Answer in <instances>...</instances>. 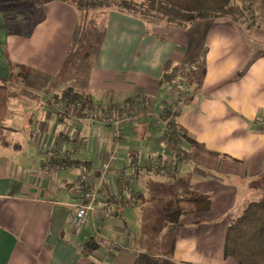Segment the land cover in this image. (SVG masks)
<instances>
[{
  "label": "crops",
  "instance_id": "1",
  "mask_svg": "<svg viewBox=\"0 0 264 264\" xmlns=\"http://www.w3.org/2000/svg\"><path fill=\"white\" fill-rule=\"evenodd\" d=\"M74 9L59 1L48 3L44 7L45 20L36 25L28 37L20 36L18 32L9 34L3 27L4 20L0 13V75L9 78L11 57L13 66L31 70L30 77L40 81L49 80L48 88L41 91L46 102L30 104L34 106L31 113L33 117L30 119L33 120L35 114L37 117L35 123H31L33 127L28 128L24 134L27 142L21 143L22 140L20 142L17 139L12 145L5 146L0 140V264H138L137 257L140 254L161 259L163 264H181L178 260L182 257L190 262L187 264H197V248L195 251L191 245L183 243L181 236L186 230L194 234L198 231L197 227H200L203 229L201 234L211 237L210 220L218 218L225 211V202L222 200L221 205L216 206L213 198L212 207L206 212H194L191 207L186 208L185 203H181L184 212L179 218L180 225H174L167 218L166 227L176 233L170 250L166 251L167 257L160 253H147L143 246L132 249L135 244L128 238L133 235L128 226L125 224L126 228H122L117 223L111 224L110 214L118 216L126 212L124 209L121 214H117L115 205L104 213L89 211L87 226L79 233L74 229L71 218L76 211L74 203L81 200L76 188L82 171L88 168L101 174L104 162L111 161L112 167L107 173L114 171L120 175L115 177L113 174H106L102 191L118 200L116 203L119 206L131 197V207L133 204L149 202L145 193L136 189L130 180L139 178L146 169L152 171V165L148 160L141 161L138 154L130 157L135 152L131 145L122 148L117 140L118 145L115 147L109 129L99 133L92 130L89 137L87 134L93 129V124L86 116L80 119L60 116L58 107L63 102L60 100L61 94L67 89L85 91L94 103L100 107L105 106L116 114L122 113L120 105L126 109L131 106L132 111H138L141 102L128 95L134 93L135 89L147 92L151 90V85H163L164 73L182 59L181 48L175 40L178 30L170 29L162 36L157 31L151 32L148 24L139 16L112 10L108 16L102 45L92 57V71L86 73L78 69L70 74L66 83L53 86V80L60 75L55 70L53 58L56 53L61 57L57 48L64 45L68 48L79 32L78 14ZM236 25L224 21L207 24L202 28V35L206 36L208 30L207 40L212 43L208 44L211 45L207 55L208 65L211 66L213 60H217L216 65L219 66L207 69L202 85L193 92L195 96L183 107L184 109L186 106L189 110V122L182 118L186 112L180 114L185 136L180 134L177 137L173 134L177 140L172 139L173 137L170 139L172 149L179 159H184L187 142L191 145L189 149L193 150L194 157L198 159L206 158L210 150L208 146L213 144L218 150L213 157L218 159L222 173L223 164H229L230 161L241 162L238 157L242 154L249 159L254 157L255 161L250 159L252 169L254 166L258 168L255 170L264 167V153L260 158L256 154L264 146V132L258 134L254 131L249 135L245 131L246 122L255 124L260 110H264V55L258 59L252 55L254 51ZM11 42L10 57H7L4 45ZM97 72H100L101 77H96ZM108 74L119 77L108 78ZM124 75L129 78L122 77ZM23 103L24 101L19 104L18 110L23 108ZM149 104L150 101L145 99L144 105L147 107ZM166 107L162 106L157 114L164 123L161 112ZM141 115L139 113L138 116ZM19 116L20 112L12 110L11 120ZM11 120H8L7 128L18 134L19 127L16 123L11 124ZM22 120V124H25V118ZM116 129V132L120 130ZM251 136L259 137L262 143L247 144ZM193 138L200 141L194 142ZM120 140L123 143V137ZM205 142L209 145L206 146ZM178 146L184 149L182 153L177 152ZM28 151L36 153L30 167L26 165L25 156ZM53 156L61 158L65 164L54 174H45L44 166L51 162ZM128 158L133 160L128 163ZM118 162L124 167H134V172L126 174V170L119 166L114 170ZM208 163H213L210 157ZM177 164L181 168L183 160ZM98 177L93 181L95 184ZM187 180L180 178L179 183L182 182L190 190L208 194L209 189H212L210 187L216 182V179L210 177L194 189ZM176 194H172L173 199ZM170 201L173 200H167L163 208L165 216ZM191 226L196 227L189 228ZM87 229L93 230L91 237L85 232ZM101 244L107 249L104 256L95 250ZM208 247L210 245L206 246ZM210 249L204 251L206 255L209 254L207 258L211 257ZM222 256L228 261L223 254ZM211 261L205 264H213Z\"/></svg>",
  "mask_w": 264,
  "mask_h": 264
},
{
  "label": "rangeland",
  "instance_id": "2",
  "mask_svg": "<svg viewBox=\"0 0 264 264\" xmlns=\"http://www.w3.org/2000/svg\"><path fill=\"white\" fill-rule=\"evenodd\" d=\"M235 4H237L238 10L240 11L239 13H237V16H239L237 21H239V23H237L236 26L239 27V31L244 33L250 48L254 51L252 55L258 59L262 57V55H264V0H237ZM109 13L110 11L107 10L100 11L94 14H88L89 17L88 15L82 16L80 33H78V35H75V37L72 39V45L69 44L68 48L65 45L61 48H57V50L61 53V57L59 53H56L53 58L56 65L55 70L60 72V75L53 80V86L66 83L67 78L71 77L70 74L78 69L83 70L86 73H90V71H92V57H94L93 54L98 49H100L102 45L104 36L107 31ZM161 23L162 25L164 24L163 21ZM259 27H261V29H259ZM168 30L170 29H168L167 26H164L157 28L156 31H159L160 34H164ZM12 31L14 33H17L19 31L18 25L14 24V26L12 27ZM182 31L183 32H180V30L177 31L175 40L181 48L180 51L182 53V57H185V69L187 72H189L190 65L187 66L186 64L187 62L192 61L191 65H193L194 71L193 73H190V75H192L196 81H201V83H203L204 78H206V74L204 73L205 66L207 69L211 66H219L216 65L217 60H213L211 66L208 65L207 55L210 50L209 46L212 45L211 41L207 40V35L209 32L207 30V33H205V47L203 46L205 42L204 38L202 37V35H200L203 33V31H200V27L198 25H196L194 27V30H192L191 32L184 30ZM198 37H200L199 41H197ZM193 42H195V45L192 48ZM210 43L211 45L208 46V44ZM11 47L12 42L10 44L5 43L4 45V51L7 57H10ZM9 60L10 66H13L11 57L9 58ZM20 70H23V72L27 73L31 72L29 68H16V72H20ZM90 76L92 77V73L90 74ZM126 76L127 75H124L122 77ZM96 77H101L100 72L96 73ZM107 77L117 78L119 76L115 74H108ZM96 80L98 81V79ZM119 81L121 82L122 80L119 79ZM176 81L178 84H180L179 78H177ZM48 82V79H46L45 81H40L32 76H27V78L25 79L21 78L20 83L14 84L10 82L7 77L0 75V85H9L11 87V90H13V96L9 103L11 111L16 110L17 112H20V116L18 118H14L11 120V117L9 116L6 119V127L3 130V134L0 133V136L4 137L5 140H8L9 144L12 145L13 141L15 142L17 141V139H19L18 141L20 142L22 140L21 143L27 142L25 141L26 139L24 140V134L28 128L33 127V124L31 123H35V118L37 117V114H35V118H33V120L30 119V117H33V114L31 113L33 112L34 108V106H31L30 104H34L37 101H41L43 103L46 102L44 96L41 94V91L48 88ZM197 83L191 84L190 80H186L184 84L179 86H172L166 83L158 86L151 85V90L147 92L143 91L142 89H135L134 93L129 94L128 96H133L136 101L139 100L141 102V104L139 105L141 110L139 109L138 111H136V109L132 111L131 106L127 105L129 107L126 109L122 107L123 105H120L119 107L122 108V113L116 114V112L114 113L113 110L110 111L109 108L102 106L101 115H115L116 117L114 118L117 119L123 118V115H125V113L128 116H126L125 120H122L119 126H108L107 124L101 123L91 125V123L90 125L93 129H91L87 135H89L90 137V133L92 132V130H95V132L99 133L102 131H108L109 129V131H111L112 141H114L115 147H117L119 142V146H121L122 144V148L127 145H131V148L135 152H133L130 157H135L138 154V157L139 159H141V161L148 160L152 165V171H148V169H146L139 178H135L134 181L130 180L131 184L134 185L136 189L141 190L145 193L146 200H149V202L144 204H133L129 208L126 207V212L124 213V215H109V218L112 220L111 224L117 223L118 226L122 228H126V224L132 231L133 235L128 236V238L132 241V244H135L132 249L143 246L147 253H160L161 256L167 257L166 251L170 250L176 233L173 231H169V228L166 227L168 219L165 214L162 213L163 208H165L166 201L173 200L172 194H176L178 193V191L183 190L179 183L180 178L188 179L187 181L189 185L195 189L196 186L202 185V181L209 180L210 177H212L214 178V180L216 179V182H214L212 187H210L212 188L209 189L210 194L213 196L214 200H216V206H218V204L221 205L220 200H222V202H225V205H223L225 211L220 214L218 218L215 217V219L210 220V225H212L209 227V230H212L210 231L212 232L211 237L207 234H201V231H203V229L197 227L198 231H195L194 234H192L191 231L182 230V232L185 231V233L181 236V240L183 241V243L189 244L188 246L191 245L193 250L196 251L197 248V255L199 256L197 264H205V262H208L209 260H212L213 264H234L232 260L228 259L227 261L222 256L227 227L231 217L234 219L239 217L240 215H242L244 209L251 201L259 200L264 196V167H260V170H255L257 167L254 166L252 169L250 166V159L253 162L255 161L254 157H250L249 159L247 155L242 154L240 155V157H238L241 159V162L235 163L233 161H230L229 164H223L222 170H224V173H222L218 166V159L216 157H213V155H216L215 152H218L217 148L213 144L212 146H208L209 144L206 142V146H208V149H210L209 153L206 154V158L198 159L197 157H194V152L192 149H189L191 145L188 142V147H186L185 145L186 151L185 156L183 157L184 159H179L178 156H176V152L172 149L173 143L170 141V139L172 138V133L169 132V127L167 125L168 122L166 121V119H164L165 123L162 122L157 117V114L161 111L160 109L162 106H167L166 108L172 109L173 112H176L178 109H180L181 111L179 113V116L177 115L175 123L177 130H179L178 127L181 113L184 114L186 112V118L185 116L182 118L189 122V118L187 117L189 110L186 108V106L184 109L183 107L184 105H187L188 98L191 99L195 96L193 92L200 88L201 84L198 85ZM32 88L34 89L35 93H33ZM182 93L183 95L186 93L188 94L183 102H181V98L183 96ZM150 98H154V100H151ZM145 99L150 101V104L147 107L146 105H144ZM172 99H174V101ZM60 100L63 102L59 105V110L61 106L65 104L64 99ZM23 101V108L18 110L19 104ZM166 108H163L161 113H163ZM139 113H142V115L138 116ZM60 115L69 116L64 113ZM22 118H25V124H22ZM9 119L11 120V124L16 123L18 125V134L10 131L7 128ZM246 124L247 129L245 131L248 132L249 135H251L254 131H257L258 134L264 132V110H260L258 121L255 124L253 122H246ZM183 125L184 124H182L181 121L179 134H183L185 136L184 130L182 129ZM116 127L118 129L120 128L121 131L119 130L117 131V133ZM73 128L75 127L73 126ZM186 132L188 133V131ZM168 133H170L171 135ZM120 137H123V143H121L122 140L119 141ZM193 139L195 140L194 142L200 141L197 138ZM117 140L118 143L116 142ZM250 143L260 145L262 141L259 139V137L256 138V136H251L249 137V142L247 141V144ZM9 144L5 146H9ZM176 149L177 152L182 153L184 151V149L179 148V146ZM263 153L264 146L260 147L256 154L260 158V155ZM35 155L36 153H29V151L27 152L25 156L27 159V167L31 166L33 159H35L32 157H34ZM119 156L120 155L118 154V157ZM209 157L213 160V163H208ZM115 160L117 159L115 158ZM132 160V158H128V163ZM182 160L184 165L179 168V166H177V162L179 161L181 163ZM104 163L109 164V169L110 167H112L111 161H107ZM118 166L124 168L126 170V174H131L135 170L134 167H124L123 164L119 162L118 165L114 167V170H116ZM159 168H161L160 171ZM189 173L190 175H188ZM106 174H113L115 177L120 175L119 173H114V171L108 173L106 172ZM184 206L186 208L191 207L189 203H185ZM201 215L204 216V213H202ZM195 227L196 226H191L189 228ZM85 232L88 233L90 237L93 235V230L91 229H87ZM82 238L83 237H81V239ZM209 245L210 247L208 248H211V257L207 258L209 254L206 255V252L204 251L208 249L206 248V246ZM203 248H205V250H203ZM95 250L97 253L103 256L107 252L106 247L102 244L96 247ZM158 261L160 262V264L164 263L161 259H158ZM178 262L181 264L190 263L189 261L183 259V257L182 259H179Z\"/></svg>",
  "mask_w": 264,
  "mask_h": 264
},
{
  "label": "trees",
  "instance_id": "3",
  "mask_svg": "<svg viewBox=\"0 0 264 264\" xmlns=\"http://www.w3.org/2000/svg\"><path fill=\"white\" fill-rule=\"evenodd\" d=\"M54 1L69 4L76 9L79 27L84 15L116 10L139 16L148 24L151 32L164 26H167L168 29L191 32L196 25L200 26V31H202V28L206 27L207 24L224 21L236 25L239 23L237 13L240 12L237 4H235L237 0H0V13L4 20V29L11 34L13 33L12 27L16 24L19 28L18 33L28 37L32 34L35 26L45 20L44 7ZM80 30L81 27L78 33ZM157 32L160 34L159 31ZM160 35L163 36L164 34ZM169 35L171 37V34ZM202 37L205 41L203 46H205L206 36L202 35ZM199 39L200 37L197 38V41ZM194 45L195 42L192 43V48ZM184 60L185 57H182L179 63L164 73V83L179 86L184 84L186 80H190L191 84L198 82V85H202L201 81H196L190 75L194 71V67L191 65L192 61L186 64L187 66L190 65L189 72H187L185 69L186 61L184 62ZM16 68L19 67H11L8 78L14 84L20 83L21 78L25 79L30 76V73L23 72V70L16 72ZM206 71L205 66V74ZM177 78L180 79V84L177 83ZM12 91L9 85H0V133L2 134L6 127L5 121L12 113L9 107L13 96ZM61 98L72 104L81 98H87L89 102H93L88 93L74 89L65 90ZM180 111L178 109L173 112L172 109L166 108L161 113L162 118L168 122L169 131H174L171 133L175 140L180 137L175 124ZM0 140L5 145L9 144L8 140L2 136H0ZM51 163L60 164V166L65 164L61 158H55V156L51 157ZM180 186L183 190L175 195L173 201H170L167 207L168 212H166V217L176 226L180 225L179 218L184 212L181 203H189L194 212L209 211L213 204L211 194L190 190L182 182H180ZM126 201L124 200L123 203ZM223 255L226 259L233 260L235 264H264V196L259 200L251 201L239 217L235 219L231 217L224 239ZM137 261L138 264H160L157 259L151 258L147 254L138 255Z\"/></svg>",
  "mask_w": 264,
  "mask_h": 264
},
{
  "label": "built area",
  "instance_id": "4",
  "mask_svg": "<svg viewBox=\"0 0 264 264\" xmlns=\"http://www.w3.org/2000/svg\"><path fill=\"white\" fill-rule=\"evenodd\" d=\"M188 94L182 96L181 102L185 100ZM181 97V96H180ZM184 97V98H183ZM65 104L61 106L59 113L67 114L72 119H80L83 116H86L91 120V123L95 125L96 123L115 125L119 126L122 120L126 119L128 116L126 113L123 115V118L117 119L112 115H101L102 107L99 104L94 102H89L87 98H81L75 104L64 102ZM84 114V115H82ZM52 155V152L49 154ZM60 166L54 163H47L44 166L45 174H54L55 171ZM109 164L104 163L103 170L101 174H97L90 169H85L79 174L78 186L76 192L81 198L79 202L74 203L76 206V211L72 215L71 221L74 226L75 231L78 233L87 226L88 224V213L89 211H94L96 213H104L105 210L112 209L114 205L116 206L117 214H121L126 207H129L132 203L131 198L126 199L125 203L121 206L117 205L116 199L102 191V186L104 184L105 174L109 170ZM98 177V182L95 184L93 181ZM95 184V185H94Z\"/></svg>",
  "mask_w": 264,
  "mask_h": 264
}]
</instances>
